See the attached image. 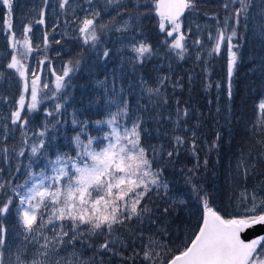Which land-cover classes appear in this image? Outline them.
I'll return each mask as SVG.
<instances>
[{
    "label": "snow or ice",
    "instance_id": "snow-or-ice-1",
    "mask_svg": "<svg viewBox=\"0 0 264 264\" xmlns=\"http://www.w3.org/2000/svg\"><path fill=\"white\" fill-rule=\"evenodd\" d=\"M0 4L6 6L10 16L12 0H0ZM233 5L236 7L232 8L230 16L225 19V25L231 20L234 27L229 35H226L227 28L219 29L215 37V47L209 52V55L212 52L218 53L222 44L227 45V51L230 53L229 98L231 97V76L237 60V53L233 51V48L239 47L238 44L232 43L233 38L237 36L235 26H239L242 18L247 26L251 18L250 10L255 9L254 0H227L222 6L229 9ZM47 6L48 0H44V7L40 10L41 17L44 16ZM71 6L72 0H59L61 10L67 11ZM77 7L80 8L83 17L74 13L71 21L77 25L76 38L83 45L95 49L101 44L98 29L102 32L106 27L97 23L102 9L98 7L97 0H84V3ZM105 7L113 10L115 16L121 18L120 24L114 29L116 32L127 33L130 29L133 31L139 29L138 21L148 13L154 14L158 18L160 32L172 38L171 41L166 39L164 43L176 50V55L180 59L184 58L187 48L184 44L186 36L185 31L182 30L181 17L186 11L191 13L197 8V0H132L128 4L123 3L122 0H105ZM260 8L259 26L261 33L264 34V0H260ZM37 23L42 25L44 20L40 19ZM4 25L12 49L7 68L15 70L23 81V92L19 95L17 107L9 118L11 124L17 125L21 130L23 139L17 155L23 157L27 151L23 145L28 144L29 139L26 126L29 123L30 114L39 111V106L46 99L56 100L58 95L60 99H63L67 95L66 92L61 94L62 90L69 86L71 74L79 70V61L75 63L69 61L60 73H56L51 67L50 59L45 56L44 60L39 61L38 66L32 69L23 63L34 50H39V47L33 48L31 37L28 35L32 32L31 23L23 25L19 36L10 20H5ZM187 31L191 32V29ZM209 39H212L211 34ZM55 43L58 44L60 41ZM193 43L200 45L201 41L197 39ZM44 44L47 46V34H45ZM127 47L135 54L131 61L136 64H143L154 53V49L146 41L136 42L135 34L132 37V43ZM110 51L106 47L103 48L100 58L107 60ZM197 58L199 59V56ZM42 65H47V71L55 76L54 91H51L49 84L42 79L44 73ZM165 79L167 78L161 79V85ZM147 92L150 97L161 96L159 87L148 88ZM109 103H115V101L110 100ZM177 105H179L178 101ZM63 107L62 103L57 102L54 105V112L45 110V115L53 117L54 113L59 114ZM175 115V124L179 127L182 119L188 117V109L177 107ZM121 119H124L125 123H121ZM258 120L261 134H264V101L258 105ZM60 123L62 121L58 118L54 123L46 121L40 131L32 133L37 139L30 146L31 155L33 158H45L43 168L38 172L34 171L32 165L39 163V160L29 158V164L24 173L26 179L22 184L12 185L11 178L0 183V192L11 185V194L5 199H0V264H6L4 252L8 229L3 224V218L10 214V209L15 211L24 232L27 233L24 240L30 243L35 241L39 245L30 264H88L79 258L76 252L77 244L88 247L87 240L92 236L106 235L108 239H105L99 248L103 252H112L116 244L121 243L116 230L126 228L127 222H131L134 218L137 224H142L144 217L148 216L151 209L146 206L145 198H150V193H153L154 189L157 190L155 192L157 195H159V189H164V195H167L168 184L161 179L164 169L159 165L153 168L152 157L157 150L146 148L142 143V136L147 132L144 126L146 122L135 114L129 115L126 100L121 98L120 103L117 104V111L109 112L108 119L96 121L98 126L106 124L110 128L108 133L101 137L88 136L86 143L78 133L73 137L76 148L74 155L57 150L55 159H51L48 156V146L55 140V136H49V129L55 128ZM72 123L80 124L82 128L87 126L86 122L75 118ZM191 135L194 137L195 132ZM0 137L5 141L3 145H0V153H2L0 161L8 163L9 137L6 133H0ZM172 139L174 140L173 150L162 152V155L168 158L179 155L184 144L182 136H174ZM218 140L219 134L216 137V141ZM216 141L213 142L212 148L218 147ZM191 148L195 155V140L192 141ZM204 163L207 164V160ZM3 171L4 169L0 168V172ZM14 171L19 173L20 169L14 168ZM252 171L250 166L244 165L240 174L246 180ZM192 190L200 200L203 209L201 222L194 235L181 248L168 254L166 264H264V234L253 235L249 231L257 226H264V196H261L256 188L251 191L244 188L237 198L239 211L235 214L222 215L221 211L209 203L206 192L201 195L194 184ZM180 203L184 201L181 200ZM163 212L167 213L168 209H163ZM44 229L52 235L45 234ZM132 237H135V240H144L143 232L139 228ZM132 237H129V243H135ZM153 243L156 242L149 239L143 251V259L148 264H156L154 256L159 255L154 253L151 247ZM70 248L72 249L70 255H60L61 250L68 252ZM52 254H55L57 258L50 261L49 257ZM16 260L18 264H25L20 255H17ZM161 264L164 262L162 261Z\"/></svg>",
    "mask_w": 264,
    "mask_h": 264
},
{
    "label": "rangeland",
    "instance_id": "rangeland-1",
    "mask_svg": "<svg viewBox=\"0 0 264 264\" xmlns=\"http://www.w3.org/2000/svg\"><path fill=\"white\" fill-rule=\"evenodd\" d=\"M122 2L128 4L132 0H122ZM226 2L227 0H197V8L191 13L187 12V15L182 19V30L185 31L186 36L184 44L187 48L183 59L176 55V50L164 43L166 39L171 41L172 38L166 37L160 32L158 18L152 13H148L138 21L140 23L139 29L134 31L130 29L127 33L116 32L114 29L120 24L121 18L116 17L113 10L105 7V0H97L98 7L102 9L97 23L106 27L102 32L98 29L101 44L93 49L88 45H83L76 38L78 36L77 25L71 22L74 13L80 15L81 18L83 17L77 5L83 4L84 0H72V6L67 11L59 8V0H48V6L43 17L40 15V10L44 7V0H12L10 16L6 6L0 4V65L3 67L0 72V95L4 96L6 93L9 95L8 98L0 96V133H6L9 137L7 142L9 148L8 163L0 161V168L4 169L3 172H0V183L11 178L12 185L22 184L26 179L24 173L28 167L29 158L39 160V163L32 165L33 170L37 172L45 166L46 162L45 158L32 157L30 146L37 138L29 132L27 127L28 144L23 145L27 151L23 157L17 155L21 147V140H13L9 118L12 111L17 107L19 95L23 92V81L15 70L13 74L7 68L12 49L6 35L5 20L11 21L17 36L20 35L24 24L31 23L32 32L28 35L31 37L33 48L39 47V50H34L29 58L23 61L30 68H36L39 61L44 60L45 56L50 59L51 67L55 69L56 73H60L69 61L73 63L79 61V70L71 74L69 86L62 90L61 94L66 92L67 95L63 99H60L59 95L56 100L46 99L39 106L40 114H42L41 129L46 121H53L54 123L57 118L62 121L55 128H50L49 131H61V134L70 140L73 152L69 154H75L76 148L73 137L76 134L80 133L81 139L86 143L88 136L101 137L110 131L106 124L98 126L96 121L106 120L109 112H116L117 104L120 103L121 98L128 102V108L129 106L132 107L131 110L129 109V115L134 113L140 117L139 112L144 111L143 107H146L147 103L150 102L147 89L159 87L161 96L177 90L180 108L188 109V117L183 118L178 127L179 134L183 138L188 137L198 141L200 138L214 137L217 132V125L230 126L229 130L232 132V136L235 135L234 139L236 140L231 146L236 152V156L233 157L232 171L229 173L231 181L236 182L240 178L241 168L244 165L250 166V169L252 167L260 168L257 159L264 160V147L259 137L261 129L258 120V105L264 101V34L260 31L258 17L261 11L260 0H254L255 9L250 10L251 18L247 22V26H245L246 22L243 18L239 26H235L237 36L232 41L234 45L238 44L239 47L233 48V51L237 53V60L231 76V85L234 86L238 77L242 76L241 79H243L245 74L250 73L247 80L250 84L248 87H243L241 94L246 93L239 97L238 104L243 99L247 100L248 95L255 98L259 92L261 93L257 100H253L251 109L247 110V114L253 115V118L243 117L238 123L230 118L232 112L230 109L232 103L228 95L230 53L227 51L226 43L221 45L218 53L212 52L209 55V52L215 47V37L218 30L227 28L226 35H229L234 27L231 20L225 25V19L230 16L232 8L236 5L225 9L222 5ZM40 19L44 20V24L37 23ZM189 28L191 32L187 31ZM45 34H47V46L44 44ZM134 34L136 42L144 40L154 49V53L143 64H136L131 61L135 54L127 46L132 43ZM209 34L212 36L211 40ZM197 39L201 41L200 45L193 43ZM55 41H60V43L57 44ZM105 47L111 50L107 60L100 58ZM17 58L20 59L19 56ZM42 67L44 68L42 79L49 84V89L54 91L55 76L47 71V65H42ZM162 78L167 79L161 85ZM247 82L244 81L243 84H247ZM186 91H188L187 97H185ZM234 91L235 88H232V94ZM196 94L198 101H194ZM132 97H135L133 98L134 102ZM152 98L153 100L159 99L156 96H152ZM110 100L115 101V103L110 104ZM143 100L147 102H142ZM57 102L64 105L61 112L59 114L54 113L53 117L46 116L45 110L54 112V105ZM132 103L142 104V106L132 105ZM243 111L244 108L239 105L235 114ZM74 118L86 122V128H82L80 124L73 125ZM121 123H125V120L121 119ZM192 132H195L194 137L191 135ZM21 138L23 139L22 135ZM0 142L5 143L2 137H0ZM184 147L187 145L182 146V148ZM234 147H238V149ZM14 149L16 151H13ZM221 154L223 156L222 152ZM55 155L56 152L53 153L52 149H49V158L55 159ZM226 157L227 154L224 155V158ZM17 167L20 169L19 173L14 171V168ZM223 180L227 181L228 178L223 179V173L219 174L217 170L210 174L213 187L221 186ZM10 187L11 185L0 192V199H5L7 195L11 194ZM238 196L239 192L237 196L231 193L223 195L216 193L215 198L225 206L233 204L231 211L236 213L239 211ZM172 199L181 206L185 205V207L191 208L195 217L202 216L201 203L196 196H192L188 200L184 193H176ZM181 200L184 203H180ZM13 204H16L15 199ZM3 224L8 229L4 252L6 264H18L17 255L21 256L25 264H30V260L36 254L39 245L35 241L30 243L24 240L27 233L24 232L23 225L15 211L10 209V214L3 218ZM43 231L48 236L52 235L47 229ZM40 242L42 243L43 240L41 239ZM87 244L88 247L77 244L76 252L79 258L88 264H122L120 260L122 255L115 253L116 247L113 248L112 252H103L99 248L100 245L94 248L90 239L87 240ZM71 251V248L68 252L61 250L60 255L68 256ZM104 253L108 254L109 260L104 259ZM56 258L55 254L49 257L50 261ZM154 259L156 264H161L158 258Z\"/></svg>",
    "mask_w": 264,
    "mask_h": 264
},
{
    "label": "trees",
    "instance_id": "trees-1",
    "mask_svg": "<svg viewBox=\"0 0 264 264\" xmlns=\"http://www.w3.org/2000/svg\"><path fill=\"white\" fill-rule=\"evenodd\" d=\"M2 68L3 67L0 65V72ZM10 70L11 73L14 74V70ZM249 77L250 73L245 74L243 79H241L242 76L238 77L235 80L234 86L231 85L230 101L232 103V113L234 110L235 114V111L239 109V105L244 108L242 113L238 112L235 116L233 115L232 121L237 123L242 120L243 117L253 118V115L247 114V110L251 109L250 107L253 105V100H257L259 94H261L259 92L255 98L248 95L249 98L247 100L243 99V101L238 104L239 97L246 93L244 92L241 94L243 87H248V84H250L247 82ZM244 81H246L247 84H243ZM232 88H235L233 94ZM8 96L9 95L6 93L1 97L8 98ZM177 96H179L177 90H173L172 93H167L157 100H153V98L149 96L150 102L147 103L146 107H143L144 111L139 112L140 117L146 122L144 126L147 128V132L142 136V143L146 148H155L157 150L156 154L152 157L154 161L153 168L155 169L157 165H159L160 168L164 169L161 179L167 182L168 189L167 195H164V189L158 190L159 195L155 194L157 190L154 189L153 193H150V198H145L147 201L146 206L151 209V211L148 216L144 217V222L142 224H137L134 218L131 222H127L128 226L126 228H118L116 230V235L119 237L121 243L116 244L115 247L117 249L115 253H121L122 259L120 260L122 264H146L147 261L143 259V251L149 239L156 242L153 243L151 247L154 253H158L161 256L160 258L159 255L154 256V258H158L161 262L163 261L164 264H166L168 254L181 248L184 243L194 235L201 222V217H195V213L191 208H187L185 205L181 206L172 199L173 195L176 193H184L188 197V200H190L192 196H196L192 190L193 184L200 190L201 195L205 192L208 194L209 203L217 210L221 211L222 215L235 214L231 211L233 204L225 206V204L215 198L216 193L221 195L231 193L237 196V193H240L244 188H247L249 191L256 188L260 192V195L264 196V160L257 159L260 168L256 169L252 167L254 171L250 169L252 174H250L246 180L241 175L236 182L231 181L229 173L232 171L233 157L236 156V152L231 146L236 140L234 139L235 135L232 136V132L229 130L230 126L228 125L221 126V124H219L217 125V132L214 137L208 136L195 141V155L192 153L191 148L193 140L188 137H184L185 144L183 146L187 145V147L181 148L179 155L172 158L162 155L164 151L173 150L172 145L174 140L172 138L174 136H180L178 127L175 124L176 109L177 107L180 108V105H177V101L179 102ZM187 96L188 91L185 93V97ZM133 98L135 97H132V99ZM165 100L167 101L166 103L163 102ZM194 101H198L197 94ZM142 102L147 101L143 100ZM132 105L142 106V104L135 103H132ZM131 108L132 107L129 106L130 110ZM169 117H171V119H169ZM41 120L42 114H40V110L30 114L29 123L26 126L30 133L41 129ZM192 124L191 122V125ZM11 131H13V140L22 141L21 130L17 125L11 124ZM217 134H219L218 141H216ZM49 136H55V140L48 146L49 149H52L53 153L57 152V150L67 153L73 152L70 140L64 137L61 131H49ZM259 137L264 147V134H260ZM214 141L218 144L217 148L211 147ZM3 144L4 143L0 142V145ZM234 148L238 149V147ZM226 154L227 157L224 158ZM205 160H207V164L204 163ZM215 170H217L219 174L223 173V179L228 178L227 181L223 180L221 186L217 188L213 187L212 181H210V174ZM189 178H191V182H189ZM165 208L168 209L167 213L163 212ZM202 212L203 209H201V213ZM153 220L155 221L154 223L152 222ZM137 228L143 232V241L135 240V237H132V234L137 231ZM129 237H132L135 243H129ZM105 239H108L106 235H96L91 237L90 242L95 248L102 244ZM135 253H140V255H135ZM104 259L109 260L108 254L104 253Z\"/></svg>",
    "mask_w": 264,
    "mask_h": 264
},
{
    "label": "water",
    "instance_id": "water-1",
    "mask_svg": "<svg viewBox=\"0 0 264 264\" xmlns=\"http://www.w3.org/2000/svg\"><path fill=\"white\" fill-rule=\"evenodd\" d=\"M187 12V11H186ZM186 12H185V14H186ZM184 14V15H185ZM184 17V16H183ZM182 18V17H181ZM249 231H251L252 233H253V235H257V234H264V226H257V228H255V229H251V230H249Z\"/></svg>",
    "mask_w": 264,
    "mask_h": 264
},
{
    "label": "bare ground",
    "instance_id": "bare-ground-1",
    "mask_svg": "<svg viewBox=\"0 0 264 264\" xmlns=\"http://www.w3.org/2000/svg\"><path fill=\"white\" fill-rule=\"evenodd\" d=\"M231 109V108H230ZM233 115H234V110H233V113L231 112L230 113V118H233ZM232 116V117H231ZM235 116V115H234Z\"/></svg>",
    "mask_w": 264,
    "mask_h": 264
}]
</instances>
